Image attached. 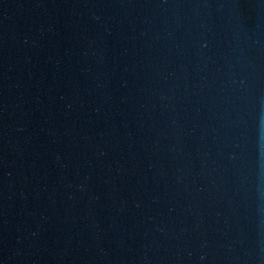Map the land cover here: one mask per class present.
Returning <instances> with one entry per match:
<instances>
[{
    "label": "water",
    "instance_id": "95a60500",
    "mask_svg": "<svg viewBox=\"0 0 264 264\" xmlns=\"http://www.w3.org/2000/svg\"><path fill=\"white\" fill-rule=\"evenodd\" d=\"M0 264H264V0H0Z\"/></svg>",
    "mask_w": 264,
    "mask_h": 264
}]
</instances>
